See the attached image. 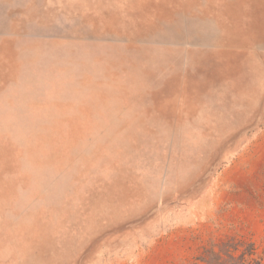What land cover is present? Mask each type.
Here are the masks:
<instances>
[{
    "label": "rangeland",
    "instance_id": "obj_1",
    "mask_svg": "<svg viewBox=\"0 0 264 264\" xmlns=\"http://www.w3.org/2000/svg\"><path fill=\"white\" fill-rule=\"evenodd\" d=\"M230 238L264 264V0H0V264Z\"/></svg>",
    "mask_w": 264,
    "mask_h": 264
},
{
    "label": "trees",
    "instance_id": "obj_2",
    "mask_svg": "<svg viewBox=\"0 0 264 264\" xmlns=\"http://www.w3.org/2000/svg\"><path fill=\"white\" fill-rule=\"evenodd\" d=\"M240 246L245 247L239 250ZM197 260L204 264H261V258L256 256L254 243L234 238L224 241L219 250H214L213 247L205 249Z\"/></svg>",
    "mask_w": 264,
    "mask_h": 264
}]
</instances>
